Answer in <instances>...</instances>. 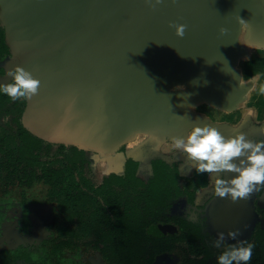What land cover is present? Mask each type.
<instances>
[{"label": "water", "instance_id": "obj_1", "mask_svg": "<svg viewBox=\"0 0 264 264\" xmlns=\"http://www.w3.org/2000/svg\"><path fill=\"white\" fill-rule=\"evenodd\" d=\"M0 22L10 71L40 81L26 127L85 150L117 152L138 132L174 140L195 124L233 137L196 108L233 112L263 77L264 0H0Z\"/></svg>", "mask_w": 264, "mask_h": 264}, {"label": "flooded vegetation", "instance_id": "obj_2", "mask_svg": "<svg viewBox=\"0 0 264 264\" xmlns=\"http://www.w3.org/2000/svg\"><path fill=\"white\" fill-rule=\"evenodd\" d=\"M10 58L0 22V85L11 82ZM27 104L0 89V264H218L241 241L253 245L248 264H264V186L237 203L218 198L170 139L106 154L38 140ZM196 112L264 140V97ZM236 229V240L215 246Z\"/></svg>", "mask_w": 264, "mask_h": 264}, {"label": "clouds", "instance_id": "obj_3", "mask_svg": "<svg viewBox=\"0 0 264 264\" xmlns=\"http://www.w3.org/2000/svg\"><path fill=\"white\" fill-rule=\"evenodd\" d=\"M163 0H146L153 9ZM175 3V0H172ZM238 23H245L241 18ZM175 29V35L183 38L187 26L183 24H170ZM226 29L221 28L223 35ZM11 82L0 85L3 93L13 101L21 98L31 100L38 95L40 81L21 67L8 72ZM264 95V85L259 88ZM251 110H249L250 114ZM264 134V128L260 129ZM149 142L154 145L153 150H159L161 140L158 136L148 133H135L128 147L135 148ZM173 148L183 153L191 161L198 174H208L213 183L214 195L221 199H229L231 203L249 199L258 189L264 186V140H248L245 134L237 132L235 136L226 138L215 127L208 124L200 126L195 124L188 132L186 138H174ZM234 174L233 178L225 179L226 174ZM240 230L229 231L227 237L218 233L215 246L219 248L226 239L236 240ZM230 246L218 257V264H248L253 255V245Z\"/></svg>", "mask_w": 264, "mask_h": 264}, {"label": "crops", "instance_id": "obj_4", "mask_svg": "<svg viewBox=\"0 0 264 264\" xmlns=\"http://www.w3.org/2000/svg\"><path fill=\"white\" fill-rule=\"evenodd\" d=\"M255 67V71H260V73L263 74V77L261 78V80L259 78L257 80L253 101H257V99L264 97V95L260 94L259 92L260 86L264 85V59H260L259 61L256 60Z\"/></svg>", "mask_w": 264, "mask_h": 264}, {"label": "trees", "instance_id": "obj_5", "mask_svg": "<svg viewBox=\"0 0 264 264\" xmlns=\"http://www.w3.org/2000/svg\"><path fill=\"white\" fill-rule=\"evenodd\" d=\"M28 130V129H27ZM29 131V130H28ZM30 132V134L33 136V137H35V138H37L38 140H46V139H44V138H42V137H39L38 135H36V134H34L33 132H31V131H29ZM47 141V140H46ZM75 146V145H74ZM76 147V146H75ZM216 264V263H215Z\"/></svg>", "mask_w": 264, "mask_h": 264}, {"label": "rangeland", "instance_id": "obj_6", "mask_svg": "<svg viewBox=\"0 0 264 264\" xmlns=\"http://www.w3.org/2000/svg\"><path fill=\"white\" fill-rule=\"evenodd\" d=\"M259 60H260V59H258V61H259ZM250 66H251L250 68H253V67H254V65H253V64H251ZM251 71H253V70L251 69ZM249 105H250V104H249V103H247V104H244L243 106H244V107H247V106H249ZM243 106H242V107H243Z\"/></svg>", "mask_w": 264, "mask_h": 264}]
</instances>
